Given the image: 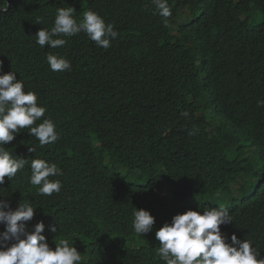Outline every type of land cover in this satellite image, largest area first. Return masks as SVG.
I'll use <instances>...</instances> for the list:
<instances>
[{"label":"trees","instance_id":"trees-1","mask_svg":"<svg viewBox=\"0 0 264 264\" xmlns=\"http://www.w3.org/2000/svg\"><path fill=\"white\" fill-rule=\"evenodd\" d=\"M168 2L165 20L152 0H0L3 71L38 94L60 136L41 147L24 129L5 145L29 163L0 197L13 209L33 201L29 227L56 223V234L43 233L50 246L69 239L82 264H162L155 231L198 207L227 209L222 233L253 240L264 257V0ZM68 6L78 22L92 10L112 23L111 47L83 32L37 45ZM48 54L71 70L53 72ZM31 158L62 169L52 178L59 193L40 196L29 183ZM134 208L155 217L152 233L133 232Z\"/></svg>","mask_w":264,"mask_h":264},{"label":"clouds","instance_id":"clouds-1","mask_svg":"<svg viewBox=\"0 0 264 264\" xmlns=\"http://www.w3.org/2000/svg\"><path fill=\"white\" fill-rule=\"evenodd\" d=\"M156 14L167 20L172 15L168 0H152ZM74 7H59L51 28L42 27L35 35V43L41 48H56L66 44V39L83 32L96 46L103 49L111 47L119 33L112 23H106L98 13L88 10L78 22ZM41 18L35 21L40 24ZM47 63L53 72L70 71L71 61L63 56L48 54ZM264 106V101L258 102ZM47 108L38 100L34 90L25 91V83L17 79V73H4L0 63V185L5 178L11 181L18 172H23L29 159L20 158L7 150L5 145L13 142L27 129L40 146L55 144L59 139L56 125L44 118ZM187 117L188 112L182 113ZM41 123L37 124V121ZM35 125V126H33ZM190 135L194 133H189ZM34 153V148H28ZM29 183L38 189L40 196H52L63 187V175L56 163L41 158H31ZM40 209L31 200L19 202L13 209L9 201L0 197V264H82V254L69 239H60L51 247L45 233H57V224L46 226L43 220L29 227V222ZM132 230L137 235L146 236L153 232L155 217L144 209L133 210ZM232 223L229 211L222 207L200 210L188 209L176 214L170 222H165L155 231L159 247L155 254L162 264H264V257L254 241L238 239L235 234L229 237L222 233L221 226Z\"/></svg>","mask_w":264,"mask_h":264}]
</instances>
